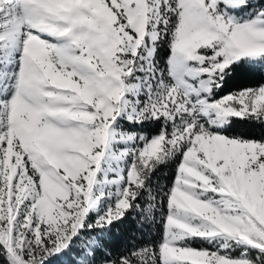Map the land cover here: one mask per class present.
Here are the masks:
<instances>
[{
    "label": "snow or ice",
    "instance_id": "1",
    "mask_svg": "<svg viewBox=\"0 0 264 264\" xmlns=\"http://www.w3.org/2000/svg\"><path fill=\"white\" fill-rule=\"evenodd\" d=\"M0 264H264V0H0Z\"/></svg>",
    "mask_w": 264,
    "mask_h": 264
},
{
    "label": "trees",
    "instance_id": "2",
    "mask_svg": "<svg viewBox=\"0 0 264 264\" xmlns=\"http://www.w3.org/2000/svg\"><path fill=\"white\" fill-rule=\"evenodd\" d=\"M237 83H240L239 81ZM241 86H243L241 84ZM171 176V169H164L162 166V171L159 174V179L161 182H167L166 177L170 178ZM147 227V226H146ZM123 231L125 235H128L129 233H134V234H139L137 228H136V223L133 221L131 218H129L126 223L123 225Z\"/></svg>",
    "mask_w": 264,
    "mask_h": 264
}]
</instances>
